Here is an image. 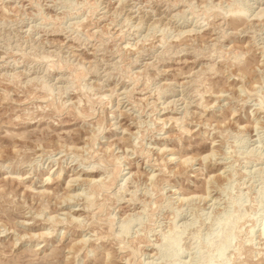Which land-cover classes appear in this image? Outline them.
Listing matches in <instances>:
<instances>
[{
  "label": "rangeland",
  "instance_id": "374dc122",
  "mask_svg": "<svg viewBox=\"0 0 264 264\" xmlns=\"http://www.w3.org/2000/svg\"><path fill=\"white\" fill-rule=\"evenodd\" d=\"M263 219L264 0H0V264H264Z\"/></svg>",
  "mask_w": 264,
  "mask_h": 264
},
{
  "label": "bare ground",
  "instance_id": "6f19581e",
  "mask_svg": "<svg viewBox=\"0 0 264 264\" xmlns=\"http://www.w3.org/2000/svg\"><path fill=\"white\" fill-rule=\"evenodd\" d=\"M233 16H234V18H240L241 14H240V12L235 11ZM170 160H172V159H170ZM224 226H226V225L224 224ZM257 232H259V235L261 236L262 240L264 241V219L260 221V223L258 225ZM179 254H180V250L178 249L174 253V256H178Z\"/></svg>",
  "mask_w": 264,
  "mask_h": 264
}]
</instances>
